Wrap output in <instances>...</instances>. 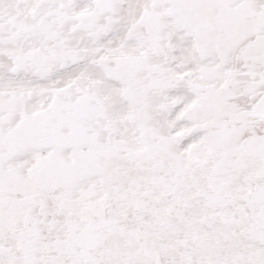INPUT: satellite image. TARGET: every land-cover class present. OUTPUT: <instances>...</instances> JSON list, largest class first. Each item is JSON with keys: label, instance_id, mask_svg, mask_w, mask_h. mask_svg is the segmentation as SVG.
I'll return each instance as SVG.
<instances>
[{"label": "snow or ice", "instance_id": "6c2138e0", "mask_svg": "<svg viewBox=\"0 0 264 264\" xmlns=\"http://www.w3.org/2000/svg\"><path fill=\"white\" fill-rule=\"evenodd\" d=\"M0 264H264V0H0Z\"/></svg>", "mask_w": 264, "mask_h": 264}]
</instances>
